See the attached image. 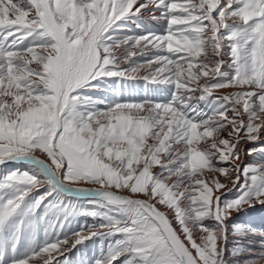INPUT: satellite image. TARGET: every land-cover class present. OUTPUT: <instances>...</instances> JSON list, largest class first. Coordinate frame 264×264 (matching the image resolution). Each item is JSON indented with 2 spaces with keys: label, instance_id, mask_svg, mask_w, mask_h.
I'll use <instances>...</instances> for the list:
<instances>
[{
  "label": "snow or ice",
  "instance_id": "6c2138e0",
  "mask_svg": "<svg viewBox=\"0 0 264 264\" xmlns=\"http://www.w3.org/2000/svg\"><path fill=\"white\" fill-rule=\"evenodd\" d=\"M8 163L0 264H264V0H0Z\"/></svg>",
  "mask_w": 264,
  "mask_h": 264
},
{
  "label": "bare ground",
  "instance_id": "6f19581e",
  "mask_svg": "<svg viewBox=\"0 0 264 264\" xmlns=\"http://www.w3.org/2000/svg\"><path fill=\"white\" fill-rule=\"evenodd\" d=\"M157 15H159L157 13ZM143 24L145 27V30H152V31H162L161 22L155 21L151 18L150 15H146L143 19ZM139 32V30H137ZM136 91L140 94V96L143 95V82H140V86L136 89ZM139 98V97H137ZM159 99H163V97H158ZM248 147H251V145H248ZM247 162H252L251 158L249 157ZM21 168L22 170L25 169L26 166L24 165H17L13 163H8L6 165H0V176L5 174L6 172L14 169V168ZM80 223H88L91 224L92 220L91 218H79ZM237 220L241 222H245L249 224L251 227H253L256 231L264 230V209L257 208L255 210H250L247 213L241 214L239 217H237ZM27 241H22L21 248L23 249L26 246ZM247 243V242H246ZM248 247L252 248L253 250H257L259 248V243H252L248 244ZM100 250V244L99 242L93 244L91 241L87 242L86 246H82L80 251H75L71 259L73 261V264H81V261H84V264H91V260L93 257L99 254Z\"/></svg>",
  "mask_w": 264,
  "mask_h": 264
}]
</instances>
